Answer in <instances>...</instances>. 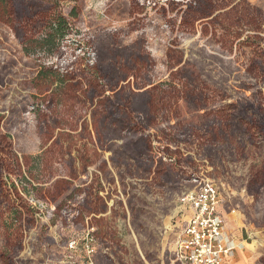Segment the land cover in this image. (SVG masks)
<instances>
[{
	"label": "rangeland",
	"instance_id": "374dc122",
	"mask_svg": "<svg viewBox=\"0 0 264 264\" xmlns=\"http://www.w3.org/2000/svg\"><path fill=\"white\" fill-rule=\"evenodd\" d=\"M11 4L14 23L0 21V130L13 152L0 171V264H180V197L201 180L221 193L231 238L264 234V138L247 132L250 119L264 127V0ZM51 22L64 33L38 51L29 41ZM41 69L56 75L42 95ZM146 103L155 124L124 131L153 119Z\"/></svg>",
	"mask_w": 264,
	"mask_h": 264
},
{
	"label": "built area",
	"instance_id": "2783aa9c",
	"mask_svg": "<svg viewBox=\"0 0 264 264\" xmlns=\"http://www.w3.org/2000/svg\"><path fill=\"white\" fill-rule=\"evenodd\" d=\"M223 198L209 181H201L196 190L184 193L180 203L186 210L174 245L175 260L180 264H230L232 246L224 236L220 211Z\"/></svg>",
	"mask_w": 264,
	"mask_h": 264
},
{
	"label": "trees",
	"instance_id": "16d2710c",
	"mask_svg": "<svg viewBox=\"0 0 264 264\" xmlns=\"http://www.w3.org/2000/svg\"><path fill=\"white\" fill-rule=\"evenodd\" d=\"M55 1H58V0H55ZM11 10H12L11 0H0V21H2L5 24L12 25L14 22L12 19V14L10 13ZM59 22H61L60 18L58 20V23ZM50 26H51V32L50 33L42 34L39 38L30 39V41H29L30 44H33V46L36 50L46 51L50 45H52V46L54 45L52 42V41H54L53 34L56 37H61V35L64 33L63 30L60 28L61 27L60 24L56 25L54 22H51ZM24 51H25V53H28L26 46L24 47ZM45 70L41 69L38 72V74L34 80L35 82L42 80L41 84H37L34 86L36 89H38V92L41 95L47 91L48 87H51L53 85V83H54L53 81H55L54 77L56 76V75H52L48 69L46 71ZM69 75L70 74L66 73L65 75H62L61 78L59 77V79H56V81L59 83V85H62L66 82H68L67 84H69L70 80L72 79L71 77H69ZM38 85H42L46 88L42 89ZM251 106H253V105H251ZM152 107H153V109H152ZM145 108L152 111L149 113V117H153V119L152 120L150 118H149V120H144L142 118L141 119H139V118L129 119L128 124L126 121V124L123 126L124 131H127L128 133H136V132L145 133L152 124H155L156 115H157L156 114L157 108L152 103H151V105L149 103H146ZM124 109L128 110V108H126V107ZM251 109H254V108L251 107ZM130 115H134V114L130 113ZM138 115L139 116H147V114H145L144 112H140ZM1 119H2V117L0 115V122H1ZM247 126H248L247 132L254 131V135L259 136L261 139L264 138V127L260 126L255 120L250 119V122L247 124ZM139 143L143 144V147H142L143 151L149 152L153 149L150 146L151 140H150L149 136H144L139 141ZM11 158H13L11 138L9 135L2 133L0 130V171L8 170V168L13 163V161H11ZM18 212H19V210L17 211V214H19Z\"/></svg>",
	"mask_w": 264,
	"mask_h": 264
},
{
	"label": "crops",
	"instance_id": "0c3cea01",
	"mask_svg": "<svg viewBox=\"0 0 264 264\" xmlns=\"http://www.w3.org/2000/svg\"><path fill=\"white\" fill-rule=\"evenodd\" d=\"M227 243L232 246L231 255L227 257L230 264H264V234L254 233L249 237L250 241H239L238 236L231 238L224 229ZM244 242V243H243Z\"/></svg>",
	"mask_w": 264,
	"mask_h": 264
}]
</instances>
